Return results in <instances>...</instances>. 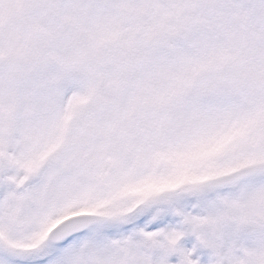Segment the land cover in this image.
Listing matches in <instances>:
<instances>
[{
  "label": "snow or ice",
  "instance_id": "obj_1",
  "mask_svg": "<svg viewBox=\"0 0 264 264\" xmlns=\"http://www.w3.org/2000/svg\"><path fill=\"white\" fill-rule=\"evenodd\" d=\"M0 264H264V0H0Z\"/></svg>",
  "mask_w": 264,
  "mask_h": 264
}]
</instances>
